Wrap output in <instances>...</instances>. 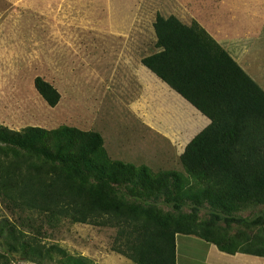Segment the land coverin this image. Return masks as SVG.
I'll return each mask as SVG.
<instances>
[{
	"label": "trees",
	"instance_id": "1",
	"mask_svg": "<svg viewBox=\"0 0 264 264\" xmlns=\"http://www.w3.org/2000/svg\"><path fill=\"white\" fill-rule=\"evenodd\" d=\"M153 26L156 51L142 63L211 119L180 156L187 176L113 159L95 130L0 124V198L33 214L28 223L25 216L0 219V264L13 256L91 264L34 232L67 218L123 227V249L135 264H177V234L264 257V88L198 21L157 13ZM35 86L51 106L59 103L45 78L36 77ZM186 200L191 212L182 214ZM204 208L208 217L200 220ZM248 208L257 212L242 214Z\"/></svg>",
	"mask_w": 264,
	"mask_h": 264
},
{
	"label": "rangeland",
	"instance_id": "2",
	"mask_svg": "<svg viewBox=\"0 0 264 264\" xmlns=\"http://www.w3.org/2000/svg\"><path fill=\"white\" fill-rule=\"evenodd\" d=\"M255 1L257 7H264V0ZM222 2L229 4V0H218L216 6ZM166 3L171 2L0 0V124L17 131L27 126L51 130L62 125L95 130L103 135L111 158L146 165L155 174L179 171L187 176L180 156L185 145L201 131L203 122L189 127L186 133L187 111L158 88L152 89L159 85L157 79H148L151 76L145 72L138 81L137 71L135 78L131 76L136 82L125 80L131 75L129 71L134 74L142 58L155 50L153 24L157 13L173 15L166 13ZM257 25L264 27V18ZM241 39L245 40L239 36L237 43ZM237 43H233L235 47ZM38 76L60 92L56 106H51L36 89ZM132 83H141V87H132ZM188 179L194 181L190 176ZM201 186L187 183L185 187L199 190ZM190 203L186 200L182 214L191 212ZM161 207L170 210L166 205ZM255 212L253 208L242 210L244 215ZM207 213L204 208L199 213L200 220L206 219ZM26 215L33 214H24L10 201L0 198V219L20 221L21 216L26 220ZM36 229L34 232L47 243H58L70 254L89 258L91 264H135L123 249V227L67 218L54 229ZM236 232V228L232 229V234ZM204 241L194 246L185 243L182 236L177 241L176 235V244H181L180 248L177 246L178 259L189 257L185 264L242 263H234L236 258L232 257L211 256L207 245L213 243ZM238 256L252 257L243 253H237ZM8 264L35 263L13 256Z\"/></svg>",
	"mask_w": 264,
	"mask_h": 264
},
{
	"label": "crops",
	"instance_id": "3",
	"mask_svg": "<svg viewBox=\"0 0 264 264\" xmlns=\"http://www.w3.org/2000/svg\"><path fill=\"white\" fill-rule=\"evenodd\" d=\"M217 1L218 0H170V4L166 3L165 11L167 14L177 16L188 25L192 24L193 20L198 21L222 46H224L226 50H228L230 55L240 64V66L264 88V27H259L257 25L259 19L264 18V7H257V2L255 0H249L251 2L248 0H238L237 3L236 0H229V4L222 2V4L217 7ZM177 7H179V9ZM249 11L251 12L250 21H248ZM245 25L246 27L241 29V27ZM227 36L230 38H226ZM239 36H242L245 40L241 39L240 43H237ZM233 43H237L236 47ZM155 51L156 49L150 54H153ZM140 64L141 65H139L138 70L136 67L134 74L129 71L131 75H129L128 79L125 80L129 81L132 80V78H135L137 76V71L138 81H141L142 76L144 77L143 73H147L151 76V78L148 79H157L159 85L152 87V89L155 87L158 88L160 93L163 95L165 94V96L172 99V101L177 100L182 106H184V111H187L185 116L187 119L184 120V131L186 133L189 127L197 125L199 121L203 122V125L200 127L201 131L211 123V119L199 111L177 91L172 89L153 71L147 68L142 61ZM132 81L136 82L135 80ZM149 82L150 81L148 80V83ZM142 84L143 86H146L144 80L142 81ZM150 84L152 83L150 82ZM131 85L132 87H141V83L140 85L134 83L130 84V86ZM150 92H153V90H150ZM191 140L185 145L184 151ZM180 236L184 237L185 243L189 242L194 246H197V243L199 245V243L202 242V244H204L203 242H205L204 239L196 235L194 236L188 234H177V241ZM195 240H198V242H195ZM177 246L180 248L181 244L177 243ZM207 247L209 252L211 251L210 255L215 258L227 256L225 257L227 259H231L232 257L234 260L236 258L234 263L242 262L241 264H264V262H256L259 258L264 259V257L249 254L248 255L252 257H236L237 254L232 255L225 253L219 250L215 244L208 243ZM216 247L218 248L217 250L215 249ZM178 257L179 256L177 255V264H179V261H183L185 264L189 260V257H184V259H178Z\"/></svg>",
	"mask_w": 264,
	"mask_h": 264
}]
</instances>
